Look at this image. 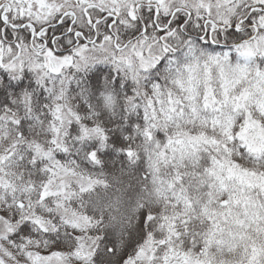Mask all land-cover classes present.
<instances>
[{
  "label": "snow or ice",
  "instance_id": "obj_1",
  "mask_svg": "<svg viewBox=\"0 0 264 264\" xmlns=\"http://www.w3.org/2000/svg\"><path fill=\"white\" fill-rule=\"evenodd\" d=\"M0 264H264V0H0Z\"/></svg>",
  "mask_w": 264,
  "mask_h": 264
}]
</instances>
